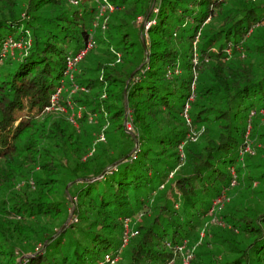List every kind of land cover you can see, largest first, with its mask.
<instances>
[{
  "label": "trees",
  "instance_id": "1",
  "mask_svg": "<svg viewBox=\"0 0 264 264\" xmlns=\"http://www.w3.org/2000/svg\"><path fill=\"white\" fill-rule=\"evenodd\" d=\"M109 1L0 0V264H264V0Z\"/></svg>",
  "mask_w": 264,
  "mask_h": 264
},
{
  "label": "rangeland",
  "instance_id": "2",
  "mask_svg": "<svg viewBox=\"0 0 264 264\" xmlns=\"http://www.w3.org/2000/svg\"><path fill=\"white\" fill-rule=\"evenodd\" d=\"M107 22H108V20H107V18H106V16L105 17H99V18H97V19H95L94 21H93V25H92V27L90 28V33L92 34V36L95 34V32H96V30H98V28H101V30H106V28H107ZM104 24V25H103ZM147 25V24H146ZM146 25H145V27H146ZM146 31V29L144 30L143 29V33L141 34V37H142V41H146V39H148V35H147V33L145 32ZM144 41V42H145ZM8 53L14 58L15 56H19L20 55V53H23V50H16V49H12L11 51H8ZM78 67V66H77ZM78 72V69L76 68L75 69V71H74V74H76ZM74 79V78H73ZM72 82H73V84H72V86L71 87H69V89H70V93L71 94H74L77 90H85V89H83V88H81V87H78L77 86V84L74 82V80H72ZM66 89V87L64 88H62V89H60V91H59V94L61 95V92H63L64 90ZM59 95V98L61 97ZM70 96H72V95H70ZM58 105V107L59 108H53V109H50V110H47V111H52V110H54V111H56V112H60V113H62V114H65L68 118H69V120L72 122V124L74 125V126H77V118H79L80 116H81V113H82V111H81V108L79 107H75L74 106V104L72 103V100L71 99H68V101H67V103H66V105L65 106H62V105H60L59 103L57 104ZM263 114V113H262ZM95 121V119H94V117H93V120L91 121V122H94ZM263 121H264V118H263ZM125 125H126V129L127 130H132L133 129V127L131 126V124H128V123H126L125 122ZM93 134H94V137L96 138V140H100V138L101 137H103L104 138V140H101L102 142H106V138H107V136H111V135H109V134H104V132H101V133H99V134H96V132H93ZM190 135H192V133L190 134ZM251 148H252V146H251ZM246 154V153H245ZM183 157H184V154H182V159H181V161L180 162H184L183 161ZM174 170V169H173ZM175 174V172L174 171H172V172H170V174H168V177L169 178H172L173 177V175ZM255 184V183H254ZM232 196L230 195L229 196V198H231ZM226 201V203L227 202H229L228 201V199H225V198H222L219 202L218 201H216L217 202V204L218 203H224ZM143 209H145V208H143ZM142 211V210H141ZM67 212L68 213H71V211H70V208H68L67 209ZM142 214L143 213H140V214H138L137 215V218H136V220L137 221H135V222H133V220L131 219L130 221H127L128 222V228H129V230L130 231H132V227H131V223L133 222V224H137V222H143L145 219H144V217L142 216ZM67 221L68 222H70L71 221V219H70V217L67 219ZM74 222H76V219L74 220ZM210 222V221H209ZM213 224H220L221 222L220 221H211ZM210 225V224H209ZM202 236H204V233L203 232H201L200 233V237H202ZM129 237H131V236H129ZM128 237V238H129ZM128 241V240H127ZM127 241H126V243H127ZM125 243V244H126ZM124 245V244H123ZM125 246V245H124ZM124 248H126V246L124 247ZM123 248V249H124ZM190 250H194L193 248H190V249H188L187 247H184L183 248V250H182V252H183V254H182V256L180 255V259H175V261H177V260H181L180 262H178V263H176V264H182V261H183V259H185L186 258V256H185V254H186V252H187V254H190L191 253V251ZM123 252V251H122ZM193 256V255H192ZM120 258V257H119ZM119 258L117 259V260H115V261H113L112 262V264H117L118 263V260H119ZM169 264H175V263H173L172 261L171 262H169Z\"/></svg>",
  "mask_w": 264,
  "mask_h": 264
},
{
  "label": "built area",
  "instance_id": "3",
  "mask_svg": "<svg viewBox=\"0 0 264 264\" xmlns=\"http://www.w3.org/2000/svg\"><path fill=\"white\" fill-rule=\"evenodd\" d=\"M93 2H95L97 4V8H98V13L96 16V19L99 17H104L106 13H111L115 10V6L109 1V0H92ZM104 25V24H103ZM149 23L146 25V28L148 27ZM95 45V42L92 38H90L86 44L84 45L83 48H81L78 52L74 53V54H68L66 56V71H65V75L67 78H69L71 81L74 78V71L78 65V63L80 62V60L83 58V56L88 52V50H90L91 48H93V46ZM22 45L20 42H14L11 39H9L8 41H6L4 43V49H13V48H21ZM59 91L60 88L57 89L56 93H54V95L51 98V106L48 107L46 110H50L53 108H59L58 107V100H59ZM193 97V95H192ZM187 109L188 106H186L184 112H183V117L185 119V121L189 122L190 118L189 115L187 114ZM92 120V118H90ZM100 140H104L103 137L100 138ZM246 151H250V148L247 146L246 147ZM251 152V151H250ZM134 158V156L132 157ZM181 158H182V154H181ZM222 198L217 199L216 201H220ZM214 202V204H217V202ZM219 204V203H218ZM213 221H217L216 216L213 217L212 219ZM128 222L127 220L125 221L124 224V232H123V244L126 243L127 239L129 236H133L137 233V231H130L128 228ZM186 258L183 259L182 264H190V259L192 257L191 253L190 254H185ZM107 259L109 260V258L107 257ZM116 260V259H115ZM115 260H110L111 264L113 261Z\"/></svg>",
  "mask_w": 264,
  "mask_h": 264
}]
</instances>
